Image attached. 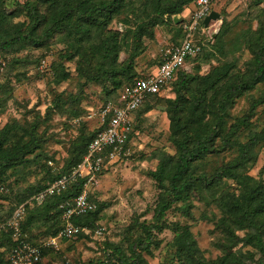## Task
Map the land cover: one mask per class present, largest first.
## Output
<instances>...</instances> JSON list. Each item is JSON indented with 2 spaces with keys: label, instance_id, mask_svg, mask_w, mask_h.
<instances>
[{
  "label": "rangeland",
  "instance_id": "1",
  "mask_svg": "<svg viewBox=\"0 0 264 264\" xmlns=\"http://www.w3.org/2000/svg\"><path fill=\"white\" fill-rule=\"evenodd\" d=\"M70 1L51 5L31 3L40 16L38 19L46 20L60 15ZM178 1L128 0L106 29L124 33L122 39L127 44L120 49L117 64L128 57L136 26L145 23L153 10ZM24 2L0 0V11L7 17L9 31L17 34L27 30L39 38L46 25L44 22L38 26L31 24L21 8ZM186 7L179 15L186 13ZM210 8L218 14V20L210 22L208 26H213L201 35L208 55L206 61L199 63L198 59L186 66V73L194 77L187 86L186 97L190 101L193 98L190 93L197 94L205 83L201 78L230 66L227 77L205 94V114L201 121L204 128L199 127L206 131L217 123L222 132L213 139L209 154L193 163L194 188L186 211L180 210L179 204L170 207L164 213L163 228L152 234L148 252L134 249L139 264H175L171 246L173 225L186 227L203 260L219 259L227 243L221 225H217L221 217L216 207L218 197L226 196L228 201L237 197L240 191L233 181L236 176L247 177L251 181L249 185L256 183L264 187V82L241 94H233L221 121L216 122L215 115V105L227 87L246 80L254 70L253 52L264 38V0H212ZM156 23L141 38L131 73L119 77L122 84L128 82L131 74L153 72L162 52L177 42L170 18L162 16ZM99 38L95 28L87 36H80L71 19L68 25L62 23L59 30L47 35L40 46L19 42L0 49V139L7 133L0 148L2 153L11 149L16 153L15 148L28 146L26 153L11 161L8 167H0V184L8 190L0 194V221L18 202L26 201L30 189H38L52 172L76 160L95 131L97 109L114 93L100 70ZM174 98L175 92L170 87L132 116L133 130L126 151L118 160L105 163L89 188L96 215L82 221L83 230L79 235L58 240L55 248L43 249L38 264H118L110 254L111 247L126 257L132 255L130 246L141 237L139 227L153 224L156 207L170 200L167 181L157 180L153 173L161 163L171 164L178 153L167 112V101ZM253 103V114L238 128L233 144L224 145L221 137L247 115ZM253 135L257 136L248 146L249 152L242 156L244 164L234 168L232 174L221 173L224 167L238 160L239 146L249 143ZM210 179L213 183L207 185ZM5 196L8 198L4 199ZM28 210L22 217L24 234L30 242L41 246L58 228V218L53 209L44 205ZM252 229L234 232L242 242L232 250L244 254L246 264H254L259 254L257 248L244 244L243 240L255 231L264 234V219L257 218Z\"/></svg>",
  "mask_w": 264,
  "mask_h": 264
},
{
  "label": "trees",
  "instance_id": "2",
  "mask_svg": "<svg viewBox=\"0 0 264 264\" xmlns=\"http://www.w3.org/2000/svg\"><path fill=\"white\" fill-rule=\"evenodd\" d=\"M31 1H39L41 3L43 2L47 5H51L58 2L62 3L65 0H25V2L22 4L21 8L29 16L33 26H38L42 22L45 23V31L39 38L34 37L27 30L17 34H15V32L13 33L9 31L7 27V17L0 11V49L10 48L12 45L19 42H27L32 46H40L47 38V35L50 36L51 32L59 30L62 23L68 25L71 19H74L76 32H78L80 36H87L90 32V29L95 28V31L100 35L97 44V49L101 57L100 60L102 64L100 70L103 72L105 80L110 83V86L114 90V93H112L111 96L109 95L110 97L104 100L102 104H115L118 94L124 86L131 85L137 79L145 75L131 74V76L128 77V82L124 84H122L119 80V77H123L124 75H129L131 73L133 59L137 55L140 40L144 36L146 30L148 28L154 27L157 24L156 21L162 16H167L170 18V23L175 29L174 34L177 36L176 43H179L184 36L182 31L183 21L181 20L178 23H174V18L179 16L181 10L185 8V6L189 7L194 0H179L176 4L164 5V7L161 9L153 10L152 16L148 18L145 23H139L136 26L131 39L132 47L128 57L121 64H117V59L120 49L127 44L126 42L124 43L122 39L124 33L119 34L106 29L112 18L125 8V4L128 2V0H72L70 1L69 6H67L60 15H58L56 18L49 16L46 20L43 17L38 19L40 16H38L36 7L32 5ZM118 27L121 28V25L118 24ZM200 28H202V21L199 22L194 32L195 39L198 41L199 52L193 57H189L184 60L183 67L174 73L173 79L165 89V91L167 89L170 90L171 87V89H173L175 92V98L172 101H167L169 105L167 112L170 119L169 122L171 134L175 141V146L178 153L174 157V160L171 162V164L168 162L167 164L164 162L161 163L158 166L157 171L153 173V176L156 177L157 180L163 178L167 181V192L170 200L163 201L156 207L153 213V224H142L139 227L141 237L130 246L132 253L130 257L124 256L115 247L109 248V250H111L110 254L114 257L118 264H139V258L135 250L148 252L149 245L152 243V234L153 232H159L163 228L162 221L164 213L170 207L179 204L180 210L183 212L186 211L188 206L187 201L189 200L192 189L194 188L192 183V179L194 178L191 173L193 163L204 158L206 154H209V152L212 150L211 143L213 139L218 138L219 134L222 132L220 130V125L217 123L214 124L212 129L206 131L199 129V127L204 128V124H202L201 121L203 115L205 114V94L212 91L217 83L227 77L228 72L231 70L230 66H225L223 69L215 70L212 74L209 73V75L201 78L200 80L205 83L196 92L197 94L190 93V95L193 97L190 101H188L186 97V94L188 93L187 86L190 85V83L194 80L193 76H189V74L186 73V66L191 61L198 59L200 61L199 63H203L208 57L207 53L204 51V45L202 43L201 36L202 34H200L199 31ZM218 33H220V31H218ZM91 56L92 53L89 59L92 58ZM158 63L159 60L156 66ZM252 64L254 65V70L251 72V75L244 81L228 86L224 94L218 99L215 105L216 122L221 121L222 117L225 116V106L230 101V98L233 94H241L243 91L251 89L255 84L264 82V38L253 52ZM165 91L163 93H165ZM161 95H147L144 98L142 105L133 113V117L137 111L139 113V111L145 105H149L151 100L157 99ZM254 107L255 103L251 105L247 115L238 120L235 125H232L231 130L221 137L224 145L233 144L234 140H232V138L235 137L234 135L237 133L238 128L240 126H244L246 119L253 114ZM133 122L134 119L131 120V127L122 146V152L126 151V144L132 135ZM94 133L95 131L91 134L89 139L82 147V151L76 160L70 162L65 168L59 169L56 172H52L46 183L38 189H30V195L26 196L24 199L26 201L18 202V204L10 211L8 216H6L4 220L0 221V224L10 217L11 213L17 206L26 203L29 196L30 197L28 201L40 192L44 191L46 187L53 181L65 175L73 167H75V165L81 161L82 156L85 154L86 146L92 139ZM4 134L7 135V133ZM6 135L1 137L0 147L6 140ZM256 136L257 135H253L249 139V143L239 146L238 151L240 156L237 158L238 160L233 163V165L224 167L221 173H231L234 168L236 169V167L244 164L245 160L243 157L249 152L247 148L252 144ZM22 148L24 149L15 148V150H17L16 153H13L12 149L2 153L0 148V167H8L11 164V161L20 158L22 154L26 153L25 150L28 148V146ZM30 152L31 151L28 150L27 154H30ZM211 180L212 179H210L206 184L209 185L213 183ZM233 181L239 187L240 192L237 197H234V200L232 201H228V197L219 196L216 203V207L221 214V217L217 221V225H221L224 241L227 243L226 246H223L225 249L224 255L213 262H206L198 255L195 243L186 227L177 228V225H173V238L171 241V246L175 251V264H246L243 262L246 259V257H244L245 255L241 254L239 251L232 250L238 243L242 242L236 238L234 232L246 229L253 230L252 228H254L255 220L257 218L264 219V187L256 183L255 185H249L248 183H251V181L245 176L233 177ZM1 182L2 181H0V183ZM83 183L84 179H75L73 182L68 183L62 192L45 196L40 204L32 202L29 208L26 206L24 214L28 213V209L42 205L53 209L59 222V226L52 237L55 236L56 232L62 225V211L59 209V205L76 197L82 190ZM7 192L8 190L4 184H0V194L4 195ZM17 197L18 196H14V198ZM7 198L8 197L6 196L4 197V199ZM86 199L94 206V209L90 213L72 217L70 221L73 225L82 226V221L89 218L90 216L94 217L96 215L97 209L93 201L90 199L89 190L86 193ZM19 228L24 241L30 243L31 245H37L33 242H30L24 234L25 227L22 223V220L20 222ZM263 236V233L259 234L258 231H255L253 235H247L243 240L244 244L248 246L252 245L258 250L259 257L254 264H264ZM12 246L13 243L10 240L9 233L1 232L0 264H5L6 252H8ZM42 252L43 249L41 250V254ZM98 264L107 263L105 262Z\"/></svg>",
  "mask_w": 264,
  "mask_h": 264
},
{
  "label": "built area",
  "instance_id": "3",
  "mask_svg": "<svg viewBox=\"0 0 264 264\" xmlns=\"http://www.w3.org/2000/svg\"><path fill=\"white\" fill-rule=\"evenodd\" d=\"M211 0H194L189 6L188 17L182 25L183 39L168 46L160 55L159 63L153 72L145 73L131 85L124 86L118 94L115 104H102L95 114L96 129L88 142L81 161L68 173L49 184L46 189L29 203L17 206L10 217L0 224V233L8 232L13 246L6 252L5 264H36L41 257L42 249L55 248L58 240H68L79 235L83 227L73 225L71 218L93 211L94 206L87 201L86 193L95 183L105 163L118 160L123 156L122 146L131 127L133 113L142 105L147 95H161L173 79L174 73L183 67L184 60L199 52V45L194 32L200 21L210 12ZM175 20V19H174ZM178 20L177 22H180ZM183 21V19H182ZM213 25L200 28V34ZM75 179H84L82 190L72 200L59 205L62 211V225L55 236L40 245H31L23 240L20 233V222L25 206L32 202L40 204L47 195L62 192L68 183Z\"/></svg>",
  "mask_w": 264,
  "mask_h": 264
},
{
  "label": "water",
  "instance_id": "4",
  "mask_svg": "<svg viewBox=\"0 0 264 264\" xmlns=\"http://www.w3.org/2000/svg\"><path fill=\"white\" fill-rule=\"evenodd\" d=\"M218 20V14L214 11H210L202 20V26L207 27L210 22ZM214 36V35H213Z\"/></svg>",
  "mask_w": 264,
  "mask_h": 264
},
{
  "label": "crops",
  "instance_id": "5",
  "mask_svg": "<svg viewBox=\"0 0 264 264\" xmlns=\"http://www.w3.org/2000/svg\"><path fill=\"white\" fill-rule=\"evenodd\" d=\"M186 9H188V10L186 11V13L184 15L182 14V15L177 16V18H174L175 19L174 23H178L177 22L178 20L183 19V24H184V20L187 19V17H188V13H189L188 11L190 10V7H186Z\"/></svg>",
  "mask_w": 264,
  "mask_h": 264
}]
</instances>
